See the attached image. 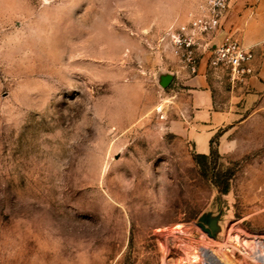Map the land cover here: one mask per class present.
<instances>
[{"label": "rangeland", "instance_id": "374dc122", "mask_svg": "<svg viewBox=\"0 0 264 264\" xmlns=\"http://www.w3.org/2000/svg\"><path fill=\"white\" fill-rule=\"evenodd\" d=\"M199 1L0 0V264H264V40L243 82L202 56L199 153L167 35Z\"/></svg>", "mask_w": 264, "mask_h": 264}, {"label": "built area", "instance_id": "2783aa9c", "mask_svg": "<svg viewBox=\"0 0 264 264\" xmlns=\"http://www.w3.org/2000/svg\"><path fill=\"white\" fill-rule=\"evenodd\" d=\"M229 0H202L187 15V20L168 30L174 55L191 74H196L201 58L211 53L213 68H226L233 81L243 82L254 74L255 53L230 35L222 32V21ZM219 39L216 48H212Z\"/></svg>", "mask_w": 264, "mask_h": 264}, {"label": "crops", "instance_id": "0c3cea01", "mask_svg": "<svg viewBox=\"0 0 264 264\" xmlns=\"http://www.w3.org/2000/svg\"><path fill=\"white\" fill-rule=\"evenodd\" d=\"M222 32L257 54L258 46L264 40V0H231L222 21ZM205 68L206 62L202 60L199 70L202 75L188 82L191 99L188 110L190 124L186 135L201 154H206L210 149L214 122L219 116L214 110L212 90L204 74Z\"/></svg>", "mask_w": 264, "mask_h": 264}, {"label": "bare ground", "instance_id": "6f19581e", "mask_svg": "<svg viewBox=\"0 0 264 264\" xmlns=\"http://www.w3.org/2000/svg\"><path fill=\"white\" fill-rule=\"evenodd\" d=\"M223 247V246H222ZM226 247V246H225ZM224 247V248H225ZM227 248H230V247H227ZM201 255L206 258L210 264H233L232 262H229V260H226V259H222L220 258L219 256H217L215 254V252L209 248H201ZM193 258V256H191ZM226 257V256H225ZM224 257V258H225ZM192 258L190 259L189 261V264H194L196 262V260H192ZM206 261V260H205ZM207 261V262H208ZM188 264V263H187ZM263 264V263H262Z\"/></svg>", "mask_w": 264, "mask_h": 264}, {"label": "trees", "instance_id": "16d2710c", "mask_svg": "<svg viewBox=\"0 0 264 264\" xmlns=\"http://www.w3.org/2000/svg\"><path fill=\"white\" fill-rule=\"evenodd\" d=\"M197 163H202L204 160L208 159L207 155H197L195 158ZM216 184L219 186V183L216 182ZM228 191V184L226 183L223 187H222V192L226 193Z\"/></svg>", "mask_w": 264, "mask_h": 264}, {"label": "water", "instance_id": "95a60500", "mask_svg": "<svg viewBox=\"0 0 264 264\" xmlns=\"http://www.w3.org/2000/svg\"><path fill=\"white\" fill-rule=\"evenodd\" d=\"M218 43H219V39H217L215 41V43L212 45V48H216V46L218 45ZM170 80H171V76H165V77L162 78V84L163 85H167Z\"/></svg>", "mask_w": 264, "mask_h": 264}]
</instances>
